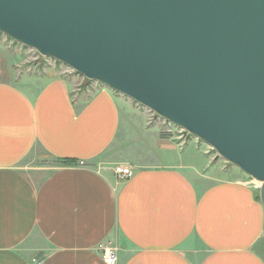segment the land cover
<instances>
[{
  "label": "crops",
  "instance_id": "crops-1",
  "mask_svg": "<svg viewBox=\"0 0 264 264\" xmlns=\"http://www.w3.org/2000/svg\"><path fill=\"white\" fill-rule=\"evenodd\" d=\"M84 80H0V264H106L109 242L117 264H264L254 181L208 170L218 160L198 141L180 146L148 109ZM131 148L145 162L119 156ZM44 155L85 164L23 167Z\"/></svg>",
  "mask_w": 264,
  "mask_h": 264
},
{
  "label": "water",
  "instance_id": "water-1",
  "mask_svg": "<svg viewBox=\"0 0 264 264\" xmlns=\"http://www.w3.org/2000/svg\"><path fill=\"white\" fill-rule=\"evenodd\" d=\"M0 33L210 146L264 209V0H0Z\"/></svg>",
  "mask_w": 264,
  "mask_h": 264
},
{
  "label": "rangeland",
  "instance_id": "rangeland-1",
  "mask_svg": "<svg viewBox=\"0 0 264 264\" xmlns=\"http://www.w3.org/2000/svg\"><path fill=\"white\" fill-rule=\"evenodd\" d=\"M49 69L60 71L61 74H63L64 76L66 75L68 76L74 73L73 70L71 69L66 70L69 68H67L65 65L60 64L53 59L44 58L41 55H39L36 51L29 49L27 47H24L21 44L11 40L10 38L0 33V80L6 81V82L7 81L14 82L16 81L17 76L22 72H26L29 74H44L45 71ZM99 85H102V84L99 83ZM89 86L91 85L87 83L85 79L83 81V84L81 85V91H83V89H87ZM114 93L116 95H121L117 92H114ZM129 100L132 101L134 105L140 106L135 101L131 99ZM150 113H151V116H155L157 117V119L161 121V125L163 126V131L171 135V138H173L177 144H180V146H184L187 143V141H189L190 139H193V140L198 141L199 143L198 145L203 147L204 150L207 151V154L209 153V151L212 150L210 146H208L202 141H199L197 138L191 136L190 134H188V137L186 139H183L182 137L183 132L181 128L169 123L168 121H165L164 119L158 117L151 111ZM132 149L133 148L122 151L119 154V156L122 158H130L131 160H134L137 162H145L143 156L141 155H140V159H137L138 157L134 152H132ZM211 155H212L211 157L217 158V154L212 153V151H211ZM217 160H218V163L212 161L213 163L208 168V170H215L217 168H221V170L223 171L225 170V167L228 166L227 162L221 158H217ZM52 161L53 160L51 158L45 155L37 157V158L33 157V158H30V160L26 161L23 167H28L30 168V170L31 168L33 169L36 166H46V164L52 165L54 169L61 167V163H59L56 160L54 162ZM250 179L253 180L252 178ZM255 182L253 184L254 187L256 186ZM254 189L256 190V193L258 197L260 198V190L256 188Z\"/></svg>",
  "mask_w": 264,
  "mask_h": 264
},
{
  "label": "built area",
  "instance_id": "built-area-1",
  "mask_svg": "<svg viewBox=\"0 0 264 264\" xmlns=\"http://www.w3.org/2000/svg\"><path fill=\"white\" fill-rule=\"evenodd\" d=\"M182 132H183L182 133L183 139H186L188 137V133L183 129H182ZM84 164L85 163H80V165L82 166ZM114 172L120 179H129L134 174L132 167H129V166H117L114 169ZM255 184H256L255 188L260 190L261 184L258 182H255ZM101 248H102V255H103L105 263L106 264H117L118 251H119L118 246L109 242L106 245L102 246Z\"/></svg>",
  "mask_w": 264,
  "mask_h": 264
},
{
  "label": "trees",
  "instance_id": "trees-1",
  "mask_svg": "<svg viewBox=\"0 0 264 264\" xmlns=\"http://www.w3.org/2000/svg\"><path fill=\"white\" fill-rule=\"evenodd\" d=\"M58 63H60V62H58ZM74 73H76V72H74ZM76 74H78V73H76ZM86 82L89 83V84H92L93 83V81H89L87 79H86ZM57 161L59 163H61V167H78L80 165V163H78V161L75 160V159H59Z\"/></svg>",
  "mask_w": 264,
  "mask_h": 264
}]
</instances>
